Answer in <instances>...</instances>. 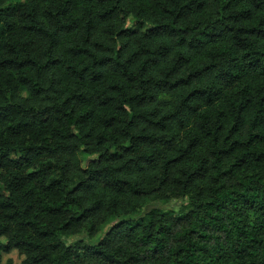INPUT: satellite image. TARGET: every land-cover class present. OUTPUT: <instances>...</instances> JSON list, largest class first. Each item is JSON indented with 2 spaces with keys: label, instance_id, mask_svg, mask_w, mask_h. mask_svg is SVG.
I'll list each match as a JSON object with an SVG mask.
<instances>
[{
  "label": "trees",
  "instance_id": "obj_1",
  "mask_svg": "<svg viewBox=\"0 0 264 264\" xmlns=\"http://www.w3.org/2000/svg\"><path fill=\"white\" fill-rule=\"evenodd\" d=\"M13 251L264 264V0H0V264Z\"/></svg>",
  "mask_w": 264,
  "mask_h": 264
},
{
  "label": "rangeland",
  "instance_id": "obj_2",
  "mask_svg": "<svg viewBox=\"0 0 264 264\" xmlns=\"http://www.w3.org/2000/svg\"><path fill=\"white\" fill-rule=\"evenodd\" d=\"M10 4L11 5L15 4V1L9 2V5ZM187 204H188L187 199H182V200L172 199V200L168 201L166 204L152 203L146 207L140 208L137 212V215L135 217H133V219H138L139 217L143 216L144 214H146L147 212H149L152 209H159V210H162L163 212H168V211L177 212L181 207H183ZM115 221L116 220H111V221L105 223L101 227L100 233L97 236H95L94 238H89L87 235V231L84 230L80 234H78L77 236L64 238L62 240L66 244H71V243H74L76 241H83L84 243H89L90 245H95L98 242V240H100L104 236V234L108 231V229L113 225V223ZM21 260H22V257H20L17 254V252L13 251L10 254L3 255L2 264H5L7 261H11L12 264H20Z\"/></svg>",
  "mask_w": 264,
  "mask_h": 264
}]
</instances>
